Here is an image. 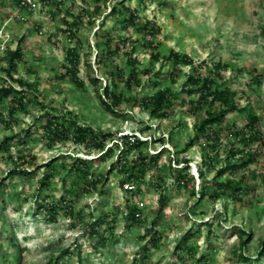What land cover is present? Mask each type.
I'll return each instance as SVG.
<instances>
[{"label": "rangeland", "instance_id": "374dc122", "mask_svg": "<svg viewBox=\"0 0 264 264\" xmlns=\"http://www.w3.org/2000/svg\"><path fill=\"white\" fill-rule=\"evenodd\" d=\"M17 2L0 0V56L6 49L21 48L13 78L26 84L23 109L11 97L0 101V264H242L233 253L240 246V230L250 237L244 255L256 260L264 240V145L246 146L231 133L244 126L250 105L264 137V0H31L24 7ZM122 4L137 12L136 26L124 27L117 16L107 15L112 6L121 9ZM76 16L82 20L76 39H70L64 29ZM145 20L160 29L145 38L156 45L161 57L171 50L188 55L201 76L212 77L215 87L234 94L237 109L225 112L222 123L212 127L219 135L215 145L194 139L195 124L204 111L192 109L197 95L183 89L190 88L192 66L181 65L173 77H164L173 63L150 58L151 49L139 28ZM103 30L113 35L112 44L128 38L114 56L126 72L130 65L125 52L133 47L130 54L139 72L150 68L160 74L158 80L140 74L135 91H124L123 84L116 83L117 91L123 90L130 99L114 113L101 103V89L109 83L108 65H98L102 44L97 42ZM73 46L80 54L81 88L60 77L67 67L66 50ZM218 62L227 68L217 76L213 69ZM6 66L0 65V87L12 84L19 89L4 72ZM94 77L99 88L91 83ZM164 87L171 89L174 98L167 117H152L131 97L149 96ZM12 104L14 114L8 111ZM45 113L109 132L113 139L107 146L121 141L124 133L133 134L144 141L141 153L157 155L158 164L148 168L144 183L120 185L125 175L112 167L118 150L100 156L84 145L48 143L42 129ZM232 147L235 155L230 158ZM241 151L256 154L235 169L231 164L241 162ZM136 155L131 151L126 156L131 160ZM76 158L90 159L85 179L70 169ZM225 159L229 160L226 168ZM183 160L188 161L185 172L190 180L177 187L174 168H183ZM47 165L53 166L54 175L49 186L40 190ZM14 167L16 172L11 173ZM222 168L217 182L233 180L232 188L241 191L235 194L232 188H224L215 201L208 195L200 199L203 186L217 191L212 178ZM160 175L164 181L158 186ZM43 203H58L59 208L53 214L39 210ZM127 205L138 208L139 222L127 219ZM101 217L105 223L98 224ZM93 230L98 234L90 235ZM100 236L104 243L98 241ZM154 236H159L156 244ZM183 239L194 249L193 256L176 250ZM201 257L206 260H198Z\"/></svg>", "mask_w": 264, "mask_h": 264}, {"label": "trees", "instance_id": "16d2710c", "mask_svg": "<svg viewBox=\"0 0 264 264\" xmlns=\"http://www.w3.org/2000/svg\"><path fill=\"white\" fill-rule=\"evenodd\" d=\"M21 0H18V6L20 5ZM24 7V6H22ZM97 11V10H96ZM124 12L126 16L121 17V13ZM107 15L117 16V21L122 22L124 27L136 26L138 23V15L134 9L129 8V6H124L122 4V8L119 9L116 6H112ZM82 18L80 16H76L75 19L66 24L68 25L65 32H67L68 37L75 38L76 30L78 23H80ZM143 32L144 44L146 47L151 49L150 58L152 61H157L159 59H165L167 61H171L173 63L172 71L164 73L165 76L173 77L175 75V70L177 67L181 65L192 66V73L189 74L187 82L190 85V88H183L189 95L196 94L197 99L195 102H191L194 106L192 109L203 110L204 117L195 124V137L202 138L206 143H212L215 145L217 141H219V135L217 131H213L212 127L214 125L222 123L225 112L236 110L238 105L235 103L234 94L229 91V89L224 88L220 89L214 86V79L210 76H201L198 72V69L193 66L194 61L188 55L180 54L179 52L171 50L167 56L161 57L159 52H157L156 45L152 43L151 40L145 38L148 36H155L160 32V29L156 24L151 20H145L143 24L139 27ZM101 37L97 42V46L102 44L101 48L98 51V57L100 62L98 65L105 64L108 65L107 70V78L109 83H106L101 89V103L104 105L105 109L108 112L114 113L118 110V107L122 104L123 101L129 100L130 98H125L124 91H131L137 89L141 84L140 74L143 76H148L147 79L158 80V76L160 74L151 72L150 68H146L139 72L138 67L136 66V59L132 58L131 52H133V47L128 52L127 63L130 65L129 70L126 72L123 67H120L118 64L114 62V56H117L118 53L123 49V44L127 41L128 38H119L115 44H112L114 40L113 35L110 31H102L100 34ZM76 39V38H75ZM76 41H79L77 39ZM22 59L21 48L17 45L14 50L6 49L3 56H0V65L1 63H6V68L4 72L7 77L12 79L13 82L18 83L20 88L14 87L12 84H8L7 86L0 87V101L7 99L8 97L12 98V101L16 103L17 107L24 108L25 106V87L26 84L21 80H17L13 78V73L15 72L16 66L19 61ZM80 60V54L78 52V47L73 46L66 50L65 53V61L67 63V67L63 74L60 77L69 78L70 81L75 84L77 87H83L84 83L81 78L77 76L78 73V63ZM215 68L213 69L214 75H219L220 70H224L227 66L221 62L214 64ZM173 79V78H172ZM149 81V80H148ZM121 82L123 84V90L120 91L115 88L116 83ZM91 83L99 88L100 83L98 78H91ZM158 83V82H157ZM156 83V85H157ZM132 99H138V105L144 108L152 117L163 118L167 117L170 109L173 105V95L171 89L168 87L158 88L152 95L149 96H141L137 97L135 95H131ZM15 104H12L9 108V113L14 114L16 108H14ZM204 106H206L204 108ZM246 123L239 130L232 131V135L238 137L244 145L248 146L251 143L260 142L261 145H264V137L261 131L258 129L259 117L253 112L250 105H248ZM45 121L42 124L44 139L48 141V143L54 142H72L76 145H84L87 147V151H96L100 153V156H112L115 153V150H118L116 155V161L113 163L112 167L115 165L119 167V169L124 173L125 179L120 182V185H123L124 181L133 182L137 184H142L145 182V176L147 174L148 168L151 166H155L158 164V156L157 155H143L142 145L144 141L137 139L133 134L130 135H122L120 136V140L117 139L111 143L110 146H107V142L111 141L112 135L109 132H99L95 131L93 128L88 126H83L76 122L75 120H68L67 118L60 119L58 115L53 113H45ZM0 119H2L0 113ZM193 139L188 143L187 146L191 145ZM120 147V148H119ZM213 147V146H212ZM1 149V148H0ZM131 151L137 152V155L134 159L128 160L127 154ZM228 156L230 158L234 157L233 147L230 148ZM256 153L249 154L248 151H241V155L239 156L240 163H232L233 167L241 166L244 167L245 164L249 163L253 156ZM245 157L247 159H245ZM90 159H81L76 158L74 162L71 164L70 169L77 172V174L82 175L85 179L88 175V165ZM177 162V161H176ZM185 166L183 168H174L176 169V173L174 172V184L177 187H185L189 182V176L185 172L187 170L188 161H182ZM229 160L225 159V167L226 168ZM178 164V163H177ZM203 164H205L203 162ZM47 172L43 177L39 180V189H46L50 181L53 177V166L47 165ZM224 168L219 171H216V174L213 176L214 184L217 185V191L211 190L208 191L206 187H202L199 198L202 199L205 195H208L211 200H217L221 195L224 188H232L233 180H226L223 182H217V178L223 174ZM16 172V168L14 167L11 170V173ZM202 175V172H200ZM91 176V175H89ZM100 178V177H99ZM101 179V178H100ZM158 186H161V182L164 181V178L160 175L157 176ZM98 181L97 179L95 180ZM233 192L237 194V191H241V188L238 189L232 188ZM159 190H161L159 188ZM85 191V190H84ZM161 196V195H160ZM236 197V196H234ZM163 198L160 197L162 201ZM129 205V204H128ZM127 205V219H131L132 222H139V218L141 214L139 213L138 208ZM57 208H59V204H41L38 206V209H46L50 211V213H56ZM162 207L158 208V212L161 213ZM107 215V214H106ZM104 215V216H106ZM96 221V220H95ZM98 224L105 223V219L103 217L97 219ZM157 234V232H154ZM98 234L97 230H93L90 235ZM240 235V246L238 248L233 249L234 255L240 259L242 264H258V261L261 260L264 264V240L260 242L259 250L256 254V260H250L249 256L244 255V248L248 243L250 237L249 233L243 232L240 230L238 232ZM245 236L246 238H244ZM159 236H154L153 243L156 244ZM13 239V237L11 238ZM183 239L182 245L176 246L177 249H182L187 252L190 256L194 255V249H192L191 244H188L187 241ZM100 243H104L106 239L103 236H100L98 240ZM185 243V244H184ZM13 247L17 248V244L14 242ZM200 261L206 260L205 258L198 259Z\"/></svg>", "mask_w": 264, "mask_h": 264}, {"label": "built area", "instance_id": "2783aa9c", "mask_svg": "<svg viewBox=\"0 0 264 264\" xmlns=\"http://www.w3.org/2000/svg\"><path fill=\"white\" fill-rule=\"evenodd\" d=\"M31 0H21L20 5L22 6H29L31 4ZM1 34V31H0Z\"/></svg>", "mask_w": 264, "mask_h": 264}, {"label": "clouds", "instance_id": "9594fccd", "mask_svg": "<svg viewBox=\"0 0 264 264\" xmlns=\"http://www.w3.org/2000/svg\"><path fill=\"white\" fill-rule=\"evenodd\" d=\"M125 135H130V134H126V133H124ZM124 134H122V135H124Z\"/></svg>", "mask_w": 264, "mask_h": 264}]
</instances>
